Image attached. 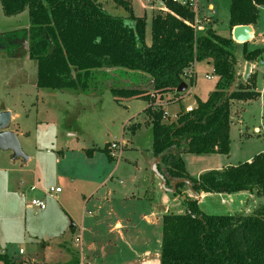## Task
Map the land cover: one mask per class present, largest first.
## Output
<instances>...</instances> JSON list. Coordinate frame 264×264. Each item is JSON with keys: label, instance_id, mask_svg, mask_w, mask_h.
Returning a JSON list of instances; mask_svg holds the SVG:
<instances>
[{"label": "rangeland", "instance_id": "374dc122", "mask_svg": "<svg viewBox=\"0 0 264 264\" xmlns=\"http://www.w3.org/2000/svg\"><path fill=\"white\" fill-rule=\"evenodd\" d=\"M99 1L109 13L127 14L114 0ZM129 2L135 16L146 17L145 41L149 44L150 21L158 11L157 2ZM149 2L154 6L152 9L148 6ZM209 3L212 9L207 7ZM229 4L230 0H197V18L208 20L198 19L199 23L207 26L211 22L216 33L228 36ZM28 25L26 10L6 16L0 4V108L10 106L18 113L16 123L19 131L24 132L20 146L28 157L31 156L25 162L22 157L13 159L10 149H0V254L5 253L16 263L24 264L25 259L33 258L47 264H58L69 258V254L64 256L57 248L64 241L71 253H76L81 264H159L162 216L183 212L182 202L177 195L167 192L158 198L153 197L151 187L145 191L147 183L144 177L151 176L153 172L144 158L150 148L146 140L151 129L144 112L149 101L144 98H120L117 101L109 90V85L142 84L148 87V84L139 74L117 68L106 73L96 72L94 84L98 89L93 93L37 88L36 62L28 56L23 45V40H27ZM254 30L256 38L247 42L248 50L264 46V7L258 9ZM242 48L243 43H238L234 50L240 62L243 59ZM262 70L261 65L256 79L261 96L230 102L228 153H185L184 166L191 175L199 170H209L208 167L236 165L264 151ZM194 71L196 76L192 84L184 80L188 85L181 99L184 107L196 103L197 98L205 100L216 83L212 65L206 61L195 62ZM172 97L173 94L168 93L164 101ZM176 109L178 104L165 107L169 113ZM133 125L138 126L131 127ZM117 140L122 141L123 148L118 159L120 164L116 167L115 161L109 160L100 149ZM91 148L100 149L95 150L92 156L86 154V150ZM87 165H98L101 179H98L97 186L84 184L88 189L83 196L78 191V185L71 182L69 174L85 171L82 166ZM57 170L59 174L67 172V175H63L59 182L62 192L55 200L43 192L56 184ZM34 171H38L42 178L41 183L36 185L38 188L31 187L32 181H25L33 178ZM21 179L24 185L19 184ZM21 190L23 195L19 194ZM62 196L71 206V209L65 208L76 212L75 222L83 227L81 246L75 242L79 231L73 233L70 229L75 222L63 208ZM87 196L90 198L88 202ZM32 198L43 200L46 209L30 207ZM204 202H208L209 208L203 204L208 214L238 212L233 203L227 204L228 209L221 207L217 198ZM109 210L120 218L119 230L111 229L113 213ZM2 262L0 258V264Z\"/></svg>", "mask_w": 264, "mask_h": 264}, {"label": "trees", "instance_id": "16d2710c", "mask_svg": "<svg viewBox=\"0 0 264 264\" xmlns=\"http://www.w3.org/2000/svg\"><path fill=\"white\" fill-rule=\"evenodd\" d=\"M125 16L107 12L99 0H0L6 16L27 11L28 56L36 62L37 88L91 92L98 71L124 69L141 76L144 83L132 86L109 85L113 97L144 98V109L151 129V154L161 157L158 170L169 178H188L195 192L236 193L248 191L264 198V151L249 161L209 169L191 177L182 153L227 154L229 151L230 102L260 97L256 75L238 80L235 43L211 27L204 32L193 28L195 12L171 0H163L166 11L151 16L150 43L145 41L146 17L132 12L129 0H114ZM264 0H230L228 26L253 25ZM243 43L242 57L248 62L264 59V48L248 50ZM209 61L217 80L205 100L176 119L164 118L156 100L180 101L184 92L176 88L184 80L195 81V62ZM150 80L152 84L150 85ZM133 125L131 127H137ZM107 143L102 150L108 158ZM169 180H167V185ZM186 184L179 183L174 195H182ZM181 213H167L161 220L159 264H264V202L248 214H208L196 198L182 201ZM2 264L16 263L0 254ZM60 264H80L76 253Z\"/></svg>", "mask_w": 264, "mask_h": 264}, {"label": "crops", "instance_id": "0c3cea01", "mask_svg": "<svg viewBox=\"0 0 264 264\" xmlns=\"http://www.w3.org/2000/svg\"><path fill=\"white\" fill-rule=\"evenodd\" d=\"M147 1H150V0H147ZM155 4H156V1L154 2ZM154 4V5H155ZM148 6L149 7H151V9L154 7L153 5H152V3H148ZM207 7L209 8V9H212V4L211 3H209L208 5H207ZM229 17V16H228ZM196 18H197V15H196ZM197 19H199V20H207L206 18H197ZM208 21V20H207ZM257 23V22H256ZM256 23L255 24H253V25H250L251 27H252V37H251V39H255L256 38V34H255V30H254V26L256 25ZM200 25H201V30H200V32L202 33V32H204L208 27H211L212 28V23L211 22H208V24H207V26H203L202 24H201V22H200ZM213 29V28H212ZM214 30V29H213ZM231 28H229V35L228 36H226V37H231L232 38V35H231ZM215 31V30H214ZM218 34V33H217ZM220 35V34H219ZM222 36V35H221ZM250 39V40H251ZM247 42H249V41H247ZM234 43H235V45H237L238 43L237 42H235L234 41ZM263 48H264V46H263ZM254 49V48H253ZM243 58V57H242ZM237 59V58H236ZM262 60H264V59H262V58H259L258 60H256V61H253V62H249L250 63V73H254L255 75H256V79H257V75H258V69H259V67H261V61ZM207 62V64H210V62L209 61H206ZM248 61H246V60H244V58L242 59V62H240L238 59H237V65H236V69H237V75H238V80H240L241 79V81H245V80H243V78H242V76H243V73H244V67H245V64L247 63ZM260 65V66H259ZM194 68H195V64H194V66H193V70H194ZM262 68H263V74H264V65H262ZM195 72V71H194ZM196 75V74H195ZM217 80V79H216ZM187 87H188V85H187ZM255 87H256V90H258L257 89V86H256V80H255ZM261 93V92H260ZM261 96V95H260ZM197 99H200V98H197ZM128 100V99H127ZM200 100H204V99H200ZM164 102V101H163ZM162 102V103H163ZM181 102H182V100H180V101H175V100H170V101H168V103L167 104H165V107H167V106H171V105H177L178 104V109H176V111H174L173 113L175 114V113H177L179 110H180V107L181 106H183L182 104H181ZM188 106V105H187ZM190 106H193V107H195L196 106V103H194V104H191ZM162 107H163V105H162ZM165 107H163L164 108V110H165ZM183 108H185L184 106H183ZM2 110H8V111H10V124H9V129L10 130H12V131H14V133H15V135H16V137L19 139V142H20V145H22V141H23V135H24V132L23 131H19V129H18V125H17V123H16V119L18 118V113H16V112H14V110H12L11 109V107L10 106H2L1 108H0V111H2ZM168 112V111H167ZM169 113V112H168ZM173 113H169V114H173ZM109 143V142H108ZM146 143H148V145L150 146V148L148 147V149L149 150H147L146 152V156L144 157L145 158V160H146V164L150 167V164H152L154 161H155V159H156V157H154V156H152V154H151V131L148 133V136H147V140H146ZM93 152H95V150L93 151ZM92 152V156L95 154V153H93ZM184 154L185 153H182L181 154V158H182V160H183V162H184V159H183V156H184ZM121 158V157H120ZM31 159V156L29 155V157H28V160L26 161V162H28L29 160ZM109 159V158H108ZM251 159V157L250 158H248L247 160L249 161ZM110 160V159H109ZM113 161H115V166L117 167L120 163L118 162V160H115V159H112ZM118 162V163H117ZM159 163H160V161H159ZM158 163V164H159ZM184 165H185V162H184ZM82 167H84L85 168V171H79V173H77L76 172V174L75 175H73V174H69V175H71V182L72 183H76L77 185H78V191L83 195V196H85V191L88 189V187H85L84 186V184H99V182H98V179L100 178L101 179V176L100 175H98V165L97 166H94V165H87V166H82ZM115 167V168H116ZM223 167H226V166H216V168H213V169H220V168H223ZM210 168H212V167H208V169H210ZM185 169H186V166H185ZM72 170V169H71ZM187 171V170H186ZM202 172H204V171H202V170H199L195 175H191L188 171H187V173L191 176V177H198V175L200 174V173H202ZM67 173V172H66ZM66 173H64V172H61L60 174H59V172H58V170L56 171V175H55V180H56V184H52V185H50V186H53V185H57L58 187H59V185H60V180H61V178H62V176L63 175H67ZM32 174H33V178L32 177H30V178H28L27 180H25V181H32V186L31 187H39V186H36V185H39L40 183H41V175L38 173V171H34V172H32ZM23 177H24V174H23ZM77 177V178H76ZM144 180L146 181V183H147V188H146V190L145 191H147V190H150V187H151V195L154 197H156V198H158V196H163V195H161V194H164L165 192H167V191H164L163 189H161L160 188V186H159V179L154 175V173L152 172V174H151V176H148V177H144ZM20 183L19 184H21V185H24V180H20L19 181ZM96 185V186H97ZM40 190V189H39ZM43 191L41 190V193H42ZM61 192H62V189H61V191L59 192V193H52V194H48V193H44L43 192V194H48V195H51V196H53L54 197V199L55 200H57V199H59V195L61 194ZM83 192V193H82ZM167 193H170V192H167ZM182 195H177L178 197L177 198H179V200L182 202L184 199H185V197L186 196H188V197H190V198H196L197 199V202H198V205H199V207H200V209L202 210V211H204V212H206L207 210H206V208L205 207H207L208 206V202H204L205 200H208V199H210V198H217V199H219V202H220V204H222V205H220L221 207H224V208H227L228 209V206H227V204H229V203H233L234 204V209H238V212H236V213H243V214H248V213H251L252 212V210L258 205V204H260V203H262V202H264V198H258L254 193H251V192H248V191H240V192H236V193H225V192H214V193H212V192H199V193H197V194H195V193H192L189 189H188V187H185L184 189H182ZM20 195H23V192H22V190L20 191V193H19ZM171 194H173V193H171ZM61 196V195H60ZM185 196V197H184ZM36 197H39V196H36ZM88 197V199H86V202H88V200L90 199L89 198V196H87ZM160 198H162V197H160ZM60 199L62 200V202L61 203H63V208L64 209H66L65 208V206H67V207H70V209H71V206L69 205V203L67 202V200H66V198L64 197V196H62V197H60ZM133 199V198H132ZM203 204L205 205V207L203 206ZM210 205V204H209ZM239 205H241L240 207H239ZM30 207H31V205H29ZM28 206V207H29ZM29 207V208H30ZM33 207V206H32ZM230 207V206H229ZM182 208H183V210H184V206H183V204H182ZM207 208H209V206L207 207ZM34 209H36V210H39L38 208H36V207H34ZM46 208H44V209H40V210H45ZM230 209H231V207H230ZM229 209V210H230ZM66 211H67V214H68V217L69 218H71V219H73V221L75 222V219H76V217L74 216L75 215V211H71V210H67L66 209ZM71 211V212H70ZM35 212V211H34ZM113 213L111 210H109V213ZM35 214H36V212H35ZM111 219L113 220V226H112V228L111 229H120V226H121V220H120V218L119 217H117L114 213L113 214H111ZM70 229L73 231V233L77 230V231H79L78 232V236L77 237H75V242L76 243H79V245L81 246L82 245V237H81V231L83 230V227L82 226H78V224L75 222V223H72L71 225H70ZM109 232H111V230H109ZM76 238H78L79 240L78 241H76ZM44 245H47V244H44ZM62 246H64V248L62 247ZM57 248H58V250L60 251V254H64V256L66 255V254H69V258H67L65 261H63V262H61V263H66V262H68L69 260H70V258H71V256H72V254L73 253H71V251H70V247L69 246H67V244L64 242V241H62L61 243H59L58 244V246H57ZM63 248V249H62ZM1 249V248H0ZM39 261H41V260H35V259H25L24 260V264H27V263H30V262H39ZM79 262H80V264H81V260H79ZM58 264H60V263H58Z\"/></svg>", "mask_w": 264, "mask_h": 264}, {"label": "water", "instance_id": "95a60500", "mask_svg": "<svg viewBox=\"0 0 264 264\" xmlns=\"http://www.w3.org/2000/svg\"><path fill=\"white\" fill-rule=\"evenodd\" d=\"M231 35L233 41L237 43H245L249 41L252 37V27L250 25H236L231 30ZM24 50H28L27 40H23ZM250 74V63L247 62L244 67L243 80H247ZM150 85L152 84V80H150ZM187 88V83L181 82L179 86L176 88L177 92H185ZM10 124V111L2 110L0 111V149L6 150L10 149L12 151V158L15 159L17 157H22L26 162L28 160V156L22 151L20 142L16 137L14 131L9 129ZM161 157H156L155 161L150 164V167L154 173V175L159 179V186L164 191L174 193L177 184L184 183L186 187L192 192L197 194L192 188V183L188 178H169L165 173H161L158 170V163ZM167 180H169V184L167 185ZM185 197V196H184ZM27 264H47L44 262H30Z\"/></svg>", "mask_w": 264, "mask_h": 264}, {"label": "built area", "instance_id": "2783aa9c", "mask_svg": "<svg viewBox=\"0 0 264 264\" xmlns=\"http://www.w3.org/2000/svg\"><path fill=\"white\" fill-rule=\"evenodd\" d=\"M157 2V9L161 10V11H166L167 8L165 7L163 0H155ZM172 2L178 3L182 6H187L189 8H191L194 12H195V19L193 22V28L196 32H198L199 30H201V25L198 21V19L196 18V8H197V0H171ZM261 64L264 65V60L261 61ZM209 78H211V75H208ZM167 104L166 102H157L156 104H154V107H162V105ZM192 108H194L193 106H186L185 110L186 111H190ZM163 117L164 118H170V119H176L177 117V113H173V114H169L166 110L163 109ZM123 143L122 141L119 142L117 141H112L109 142L108 144V150H109V154L110 156L115 159L118 160L120 158V152L123 148ZM61 191V188L58 186H50L47 190L48 194H52V193H59ZM30 205L33 207H36L38 209H44L45 208V203L43 200L38 199V198H32L29 201ZM79 239L76 238V241H78ZM21 251V250H20Z\"/></svg>", "mask_w": 264, "mask_h": 264}, {"label": "flooded vegetation", "instance_id": "af4514ba", "mask_svg": "<svg viewBox=\"0 0 264 264\" xmlns=\"http://www.w3.org/2000/svg\"><path fill=\"white\" fill-rule=\"evenodd\" d=\"M27 43H28V41H27Z\"/></svg>", "mask_w": 264, "mask_h": 264}]
</instances>
